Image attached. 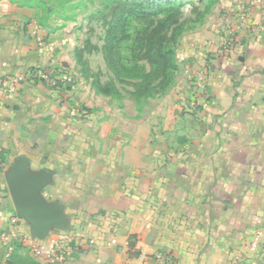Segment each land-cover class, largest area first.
Masks as SVG:
<instances>
[{
	"label": "crops",
	"instance_id": "1",
	"mask_svg": "<svg viewBox=\"0 0 264 264\" xmlns=\"http://www.w3.org/2000/svg\"><path fill=\"white\" fill-rule=\"evenodd\" d=\"M55 25L35 6L0 0V227L13 232L0 264L16 244V264H164L158 253L177 264H264V236L252 246L264 234V4L228 6L184 35L181 73L141 108L82 83L75 41ZM30 69L58 82L4 85ZM195 71L204 90L192 109ZM20 155L54 171L44 195L65 208L71 228L61 232L87 240L64 263L30 253V225L6 182Z\"/></svg>",
	"mask_w": 264,
	"mask_h": 264
},
{
	"label": "trees",
	"instance_id": "2",
	"mask_svg": "<svg viewBox=\"0 0 264 264\" xmlns=\"http://www.w3.org/2000/svg\"><path fill=\"white\" fill-rule=\"evenodd\" d=\"M182 6L177 0H108L102 12L104 41L101 48L87 38L76 49L81 73L91 77L95 92L111 99L134 100L138 108L164 94L177 70L175 44L184 31ZM102 52L109 74L93 72L85 54ZM22 248L16 244L9 263L16 264Z\"/></svg>",
	"mask_w": 264,
	"mask_h": 264
},
{
	"label": "rangeland",
	"instance_id": "3",
	"mask_svg": "<svg viewBox=\"0 0 264 264\" xmlns=\"http://www.w3.org/2000/svg\"><path fill=\"white\" fill-rule=\"evenodd\" d=\"M17 4L35 6L37 7L44 18L48 21H53L60 31L65 36H71L75 41L76 49L83 47L87 38L96 44L99 48L103 45L104 41V25L102 12L108 0H15ZM181 4L182 16L181 21L184 25V31L175 44L176 49V63L177 70L175 72V79L181 73L180 61L178 60V44L180 39L189 32L199 29L205 25L207 21L216 18V15L221 16L228 10V6L239 5L245 11L257 5L264 4V0H177ZM230 12V11H229ZM84 60L93 72L102 70L105 75L103 79L109 74L105 60L102 56L101 49L96 50L92 54H85ZM75 64L79 73V78L82 83H91L92 78L84 76L77 63V56L75 53ZM192 72V71H191ZM189 73V78L191 75ZM188 74V73H187ZM195 78V75H194ZM193 78V79H194ZM71 82V81H70ZM173 82V83H174ZM13 203V202H12Z\"/></svg>",
	"mask_w": 264,
	"mask_h": 264
},
{
	"label": "water",
	"instance_id": "4",
	"mask_svg": "<svg viewBox=\"0 0 264 264\" xmlns=\"http://www.w3.org/2000/svg\"><path fill=\"white\" fill-rule=\"evenodd\" d=\"M30 159L18 156L6 174V182L15 210L29 223L33 237L45 239L55 229H69L71 224L59 201L50 202L44 189L53 183L54 171L36 172Z\"/></svg>",
	"mask_w": 264,
	"mask_h": 264
},
{
	"label": "built area",
	"instance_id": "5",
	"mask_svg": "<svg viewBox=\"0 0 264 264\" xmlns=\"http://www.w3.org/2000/svg\"><path fill=\"white\" fill-rule=\"evenodd\" d=\"M195 78L192 79V93L194 96V101L191 104L192 109L198 108V101L202 98L204 90V80L202 77V71H195ZM40 77L41 79H47L51 83H57V79L49 78V75L40 70H27L22 74L8 77L3 83L6 85L9 91H14L19 83L24 80L35 79ZM65 81H71V78L65 76ZM55 235L50 238L39 239L36 237H29L30 242V253L34 257L43 260L46 263H64L73 253L74 249L79 248L87 240L80 234L75 233H62L61 229L54 230ZM264 236L263 233H259L255 241L252 243L253 247H256L259 243V239ZM13 237V232H7L0 227V242H8ZM93 242V240H89ZM74 243V244H72ZM13 246L11 244L10 249ZM157 257L164 264H177L176 260L169 254L158 253Z\"/></svg>",
	"mask_w": 264,
	"mask_h": 264
}]
</instances>
